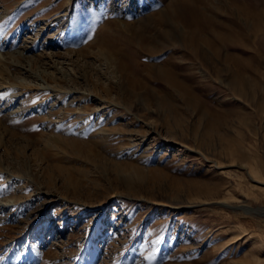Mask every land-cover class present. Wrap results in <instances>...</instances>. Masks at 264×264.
<instances>
[{"label":"rangeland","instance_id":"1","mask_svg":"<svg viewBox=\"0 0 264 264\" xmlns=\"http://www.w3.org/2000/svg\"><path fill=\"white\" fill-rule=\"evenodd\" d=\"M202 2L0 0V264H264V0Z\"/></svg>","mask_w":264,"mask_h":264},{"label":"bare ground","instance_id":"2","mask_svg":"<svg viewBox=\"0 0 264 264\" xmlns=\"http://www.w3.org/2000/svg\"><path fill=\"white\" fill-rule=\"evenodd\" d=\"M204 2H205V0H203ZM193 2V1H192ZM201 2H202V0H201ZM203 3V2H202ZM211 3V2H210ZM186 4V3H185ZM190 4V3H189ZM189 4H187V5H189ZM194 4V3H193ZM212 4V3H211ZM243 4V3H242ZM234 5H236V4H234ZM243 5H245V4H243ZM233 6V5H232ZM237 6V5H236ZM246 6V5H245ZM206 7V6H205ZM217 7V6H216ZM219 7V6H218ZM234 7V6H233ZM240 7V6H239ZM222 8V7H221ZM193 9H194V7H193ZM208 9V8H207ZM213 9H214V7H213ZM227 9V8H226ZM229 9V8H228ZM237 9H239V12L241 13V16L240 17H242V19L244 20L243 22L248 26V31H249V29H250V31H252L251 29H253V27H254V19L257 17V15H256V13L254 14V12L252 11V10H250V9H248V7L246 6V7H244V6H242V7H240V8H237ZM186 10V9H185ZM196 10V9H195ZM199 10V9H198ZM206 10V9H205ZM215 10V9H214ZM213 10V11H214ZM230 10V9H229ZM232 10V9H231ZM187 11V10H186ZM193 11V10H192ZM192 11H190V12H192ZM200 11V10H199ZM202 12H204L203 10H202ZM188 13V12H187ZM200 13V12H199ZM199 13H197V14H199ZM208 13V12H207ZM184 14V13H183ZM183 14H181V15H183ZM191 14V13H190ZM193 14V13H192ZM191 14V15H192ZM261 14V16H260V18H259V20H260V22H263V20H264V12H262V13H260ZM191 15H190V18H191ZM196 15V14H195ZM203 15V14H202ZM205 15V14H204ZM228 15V14H227ZM237 15V14H236ZM184 16V15H183ZM186 16V15H185ZM188 14H187V18H188ZM192 16H194V14L192 15ZM209 16V15H208ZM239 16V15H238ZM162 17V16H161ZM165 17V16H164ZM180 17V16H179ZM198 17V16H197ZM203 17H205V16H203ZM236 17V16H235ZM234 17V18H235ZM240 17H239V19H240ZM160 18V17H159ZM185 18V17H184ZM198 18H200V17H198ZM202 18V17H201ZM206 18V17H205ZM209 18V17H208ZM181 20H182V18H180ZM179 19V20H180ZM192 19H196V17L195 18H192ZM163 20V19H162ZM177 20V19H176ZM199 20V19H198ZM207 20H210V19H207ZM206 19H205V21H207ZM212 20V19H211ZM188 21V20H187ZM192 21V20H191ZM202 21V20H201ZM161 22V21H160ZM170 22V21H169ZM185 22V21H184ZM203 22V21H202ZM201 22V23H202ZM231 22V21H230ZM162 23V22H161ZM191 23H193V21L191 22ZM190 23V24H191ZM206 23V22H205ZM214 23V22H213ZM189 24V23H188ZM195 24H199V23H195ZM207 24V23H206ZM233 24V23H232ZM186 25V27H187V23L185 24ZM192 25V24H191ZM208 25V24H207ZM233 25H235V24H233ZM199 26V25H198ZM246 26V27H247ZM191 27V26H190ZM207 27V26H206ZM209 27V26H208ZM183 28V27H182ZM196 28V27H195ZM216 28V27H215ZM214 28V29H215ZM224 28V27H223ZM229 30H230V32H233V31H236V29L234 28V27H232V26H228L227 27ZM187 29V28H186ZM206 29V28H205ZM213 29V28H212ZM211 29V30H212ZM239 28H237V30H238ZM190 30V29H189ZM203 30V29H202ZM207 30V29H206ZM244 30V29H243ZM245 31V30H244ZM249 31V32H250ZM191 32V31H190ZM189 32V33H190ZM219 31H217V32H215L217 35V37L216 38H223V33H218ZM238 32V31H237ZM245 32H247V31H245ZM251 33V32H250ZM253 33V32H252ZM188 34V33H187ZM209 34V33H208ZM246 34V33H245ZM213 35V34H212ZM251 36V35H250ZM215 37V36H214ZM214 39V38H213ZM216 40V39H215ZM220 40V39H219ZM188 41L190 42V45H193L194 47H192V49L195 51V53L196 52H199V51H201V45H208V44H210V45H213L214 46V43L212 42V40H210L208 37H206V36H203L202 34H200L199 33V31H198V29H196L195 31L193 30V32H192V34L188 37ZM208 48V47H207ZM188 49H190V48H188ZM215 49H216V47H215ZM193 52V51H192ZM204 54V53H203ZM201 55H202V53H201ZM195 58V57H194ZM201 59V58H200ZM118 66L121 68V70H123L124 71V69H125V67H124V64H123V62L121 61V60H119L118 61ZM233 73H234V71H233ZM234 76H236L237 78L238 77H241V74H239V72H237V74H234ZM245 77V76H244ZM235 78V77H234ZM242 79V81H243V77L241 78ZM236 81H238V80H236ZM235 82V81H234ZM239 83V82H238ZM244 88V87H243ZM243 90V89H242ZM241 207V206H240ZM243 207V206H242ZM243 210L245 211V212H247V213H251V212H253L254 211V209L253 208H247V207H244L243 208ZM264 210V209H263ZM1 249V248H0ZM2 251H0V253H1Z\"/></svg>","mask_w":264,"mask_h":264}]
</instances>
